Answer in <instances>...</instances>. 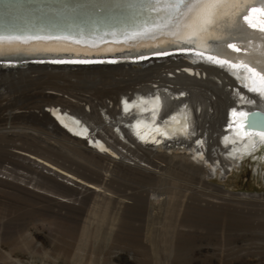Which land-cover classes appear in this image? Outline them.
I'll use <instances>...</instances> for the list:
<instances>
[{"label": "bare ground", "instance_id": "bare-ground-1", "mask_svg": "<svg viewBox=\"0 0 264 264\" xmlns=\"http://www.w3.org/2000/svg\"><path fill=\"white\" fill-rule=\"evenodd\" d=\"M65 56L115 58L90 60L101 62L72 71L66 70L72 65L57 63L5 71V66L18 67L25 59ZM0 61V88L13 95L0 110L18 109L7 114L30 121L33 132L24 131V139L51 140L49 144L58 148L55 156L68 170L27 149L16 154L31 168L51 171L57 184L82 196V204L89 206L93 196L102 197L93 202V211L104 223L109 218V235L130 215L144 221V227L133 229L154 245L158 229L168 228L186 206L185 197L203 208L205 197L217 198L214 206L232 207L234 216L241 215V209L264 206L261 195L235 194L207 183L195 175L193 161L187 173L197 183L192 191L199 196L170 189L169 179L151 166H159L154 158L161 155L155 149L162 144L172 149L187 146L197 161H205L202 170L207 173L247 159L256 171L264 165V131L247 130L243 122L247 112L264 110V0H0ZM134 64L143 68H132ZM181 79L189 84L179 85ZM133 81H139L138 87H131L138 84ZM84 83L94 85V98L72 95L71 100L57 94L64 86ZM34 84H40V90L32 89ZM43 84L52 90L45 92ZM82 102L90 105L89 113ZM228 119L229 128L223 129ZM121 120L135 129V139L128 127L118 125ZM90 125L102 128L114 141L111 148L98 143L100 150L109 152L99 153L80 140ZM117 145L125 151L119 152ZM76 185L84 192L74 189ZM35 192L60 206L80 207L67 202L65 195ZM78 215L83 216L82 210ZM87 224L102 228L100 223Z\"/></svg>", "mask_w": 264, "mask_h": 264}, {"label": "rangeland", "instance_id": "rangeland-1", "mask_svg": "<svg viewBox=\"0 0 264 264\" xmlns=\"http://www.w3.org/2000/svg\"><path fill=\"white\" fill-rule=\"evenodd\" d=\"M27 60H22L18 67L5 66V71L27 68L31 64L26 63ZM142 65L134 64L131 67L141 69ZM125 67L130 69L129 66ZM76 69L78 66L66 67L67 71ZM115 77L120 76L116 74ZM75 79L71 78L73 81ZM133 82L138 84H132L131 87H138L139 81ZM184 83L189 84L183 79L179 80V85ZM84 84L75 88L64 86L57 94L71 100L72 95L94 98V85ZM39 85L34 84L32 89L40 90ZM43 85L45 92L52 90L47 88L48 85ZM131 87L128 92L133 91ZM0 96L3 98L0 104L3 105L13 97L10 89L6 90L5 87L0 88ZM39 99L36 101L40 102ZM105 101L110 108L113 107L109 98H105ZM59 106L64 107L60 104ZM82 106L86 112H90L89 104L82 102ZM16 110L18 109L9 108L5 112L0 110V264H264V206L255 211L241 209V215L234 216L232 207L214 206L216 201H219L217 198L204 196L207 199L204 202L207 203H204L203 208L199 202L195 204L194 200L185 197L186 206L173 218L174 221L168 228L158 229L154 245L140 230L133 229L134 226L136 229L144 227V221H135L130 215L122 218L114 233L109 235V218L104 223L102 215L93 211V202L102 201V197L93 196L89 206L84 205L80 201L82 196H75V193L68 192L57 184V178L51 171L31 168L16 154L18 150L27 149L26 151L30 150L35 155L68 170L59 163L60 158L55 156L58 148L55 149L49 144L51 140L33 136H26V140L24 139V131L33 130L30 121L24 120V117H9L7 113ZM36 111L39 112L40 109ZM100 112L103 114L104 111ZM54 136L71 145L66 137L63 138L58 133H54ZM129 145L134 146V143L130 142ZM118 146L119 152L125 151L121 145ZM185 147L172 149L173 147L166 148L163 144L156 146L155 152L162 157L154 158L159 166H151L161 176L169 179L170 189L187 196H199L192 191L197 183L187 173L191 172L189 165L193 161L197 165L193 170L195 175L203 177L207 183L235 194L264 197V165L256 171L255 163L247 159L242 165L238 163L207 173L202 170L205 161H197L193 151ZM67 155L73 158L72 154ZM137 155L143 156V152L138 150ZM90 169L99 171L92 166ZM49 175L54 180L46 178ZM152 186L147 188L152 189ZM74 189L84 192L81 186L76 185ZM36 190L58 197L65 195L67 202L80 207L76 209L60 206L43 196H38ZM202 190L208 191L209 188L204 187ZM81 210L82 217L78 215ZM90 222L100 223L102 228H89L87 223Z\"/></svg>", "mask_w": 264, "mask_h": 264}, {"label": "water", "instance_id": "water-1", "mask_svg": "<svg viewBox=\"0 0 264 264\" xmlns=\"http://www.w3.org/2000/svg\"><path fill=\"white\" fill-rule=\"evenodd\" d=\"M100 10V9H99ZM11 24V23H8ZM244 127L251 131H264V110L255 108L246 114ZM66 132V131H65ZM71 135L70 133H67Z\"/></svg>", "mask_w": 264, "mask_h": 264}, {"label": "clouds", "instance_id": "clouds-1", "mask_svg": "<svg viewBox=\"0 0 264 264\" xmlns=\"http://www.w3.org/2000/svg\"><path fill=\"white\" fill-rule=\"evenodd\" d=\"M229 122V121H228Z\"/></svg>", "mask_w": 264, "mask_h": 264}]
</instances>
